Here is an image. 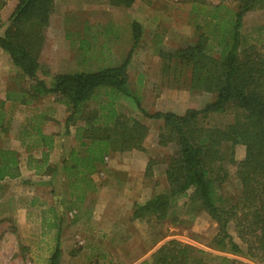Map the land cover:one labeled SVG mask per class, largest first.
<instances>
[{"label": "trees", "instance_id": "1", "mask_svg": "<svg viewBox=\"0 0 264 264\" xmlns=\"http://www.w3.org/2000/svg\"><path fill=\"white\" fill-rule=\"evenodd\" d=\"M6 1L0 0V11ZM16 1L0 33V47L9 55L20 78L27 82L26 86L9 88L6 98L0 99V136H6L11 126V114L4 110L8 101L12 105H30L47 95H55V99L66 105L69 111L65 121L66 134L79 117L86 123L77 127L81 134L80 146H84L85 152L67 146L66 154L70 160L68 163V158L62 160L64 173L66 176L69 173L76 175L71 183L78 188L88 184V175L95 171L92 158L90 162L81 161V158L93 157L96 147L101 149L98 148L99 153L94 156L99 163L109 151L144 150L143 143L149 127L140 119L119 112L115 105L121 95L131 96L143 116L163 121L158 144L174 147L172 154L162 160L151 158L147 164V173H150L153 164H165L167 189L144 203L136 202L132 218L163 220L176 200L190 193L197 207L205 210L218 224L211 241L212 248L243 255L255 264H264V48H259L257 44L244 46L242 35L246 19L255 12L264 11V0H218L216 4L209 3L216 20V12L224 9L226 4L228 7L232 5L230 17L221 18V22L215 25L220 32L216 43L203 32L195 44L159 51L167 65L176 62L188 67L191 89L214 94L212 101L199 108H188L182 114L160 110L148 112L142 107L139 97L129 89L127 70L134 46L142 36L140 22L132 23L134 46L118 65L94 71L56 73L49 81L39 77L42 72L40 55L56 0ZM92 1H107L116 7H130L135 2ZM45 74L50 75L47 71ZM101 91L107 100L90 113H84L88 101L96 98ZM34 109L19 130L21 145L28 150L26 167L36 174L45 171L55 175V168L48 163L54 134L45 132L43 128L48 114L36 111L37 106ZM228 111L233 116L226 125H212L206 121L211 114ZM237 145L245 147L241 160L235 158ZM30 149L41 151V157ZM82 153L85 155L81 156ZM20 156L17 150L0 147V181L20 176ZM229 164L235 168V177L242 187L233 202L220 193L221 184L228 177ZM231 227H234L240 241L246 244V251L231 233ZM60 255L57 245L48 264H59ZM218 259L235 264V260L225 256L213 255L191 244L170 239L140 264H215Z\"/></svg>", "mask_w": 264, "mask_h": 264}, {"label": "rangeland", "instance_id": "2", "mask_svg": "<svg viewBox=\"0 0 264 264\" xmlns=\"http://www.w3.org/2000/svg\"><path fill=\"white\" fill-rule=\"evenodd\" d=\"M200 1L135 0L130 7H116L107 1L56 0L52 20L46 31V48L40 55L42 72L39 73V77L50 81L51 76L56 73L94 71L118 65L134 46L132 23L138 21L142 25V36L139 43L134 46V53L127 70L130 91L139 97L142 107L148 112L160 110L182 114L188 108L202 107L214 99V94L191 89L188 67L176 62L167 65L159 55L161 49L172 50L185 44H195L203 32L210 36L212 42L218 41L220 32L215 25L217 22H221V18L228 19L230 17L232 5L228 7L226 4L224 9L216 12L218 16V20H216L213 18L211 12L214 10L211 9L209 3L216 4L218 0H202L207 5ZM15 2L16 0H8L1 8L0 33L15 7L13 5ZM242 33L244 46L257 44L259 48H264V11H258L249 16L245 21ZM45 71L50 75H46ZM26 82V79L20 78L19 71L13 66L7 52L0 47V99L6 98L9 88L17 89L26 86ZM105 100L107 97L101 91L96 98L88 101L84 113H90ZM55 103L60 102L55 99V95L51 94L30 105H12L8 101L4 110L11 114L12 125L19 124L20 126L37 106L38 110L36 111L39 113L46 111L48 114V121L43 126L53 129V127H59L58 124L64 119L63 115L67 112L66 105L62 103L66 111L64 109L62 111L53 110ZM115 105L117 110L126 116L140 119L149 127V130L144 139V150L128 151L130 155L131 152H137V156H133L134 153L132 156L119 154L118 164L121 172L105 168L106 176L103 179L107 178L109 183L113 179L116 181V187L128 183L126 187L117 188L120 191L119 197L124 200V204L127 201L132 204L134 201L143 202L164 192L168 186L164 172L165 164H153L150 173H147V162L151 158L162 160L164 156L174 152V147L158 144V133L163 121L143 116L133 97L121 95ZM36 111L34 114L37 113ZM232 116L230 111L216 113L211 114L206 121L212 125H226L232 120ZM76 121L81 124L84 120L79 117ZM77 126L76 123L69 127L67 134L65 126L62 127L63 138L65 137L64 139L68 143L74 142L76 151L85 152L84 146H80L77 137L72 135L76 132ZM70 129H73L74 132H70ZM13 136H17V130H13L8 136H0V147L21 149L19 151L25 164L28 150L25 146H20ZM98 148L93 150L95 151L92 152L93 157L81 158V161L84 162L85 160L90 162L92 158V162L95 163L94 170H97L101 164L99 161H95L94 157L99 153L100 148ZM30 150L38 153L36 150ZM234 151L236 160L243 159L244 145L235 146ZM227 168L228 177L221 184L220 193L224 198L233 202L240 195L242 187L240 181L235 177V168L230 164L227 165ZM142 172L145 173L142 174ZM31 182V177L25 175L23 184ZM66 184H68L67 179ZM83 185L78 186L80 192L84 193L83 195L88 190L94 192L90 183ZM18 186L13 184L12 188ZM8 187L11 189V184ZM129 188L130 192H127ZM111 197L105 195L104 199L112 200ZM13 204L15 202L10 204L11 206L7 204V181L0 183V217L2 218L0 264H7V257H5L7 256V216L9 214L13 216L11 208L9 209ZM124 208L121 206L120 212H125ZM44 214L45 216L51 215V212L47 211ZM69 218L68 221L66 217L65 224H62V228L58 231L60 235L69 236L67 241L61 242L59 237L53 240L52 229L47 227V224H45L46 227L44 226L45 230L51 229L46 230L50 233L45 231L43 248L46 256L52 252L55 245L56 247L60 245L59 242L64 250L74 251V256L64 258L63 263L68 261V264H140L166 241L177 239L207 253L235 260V264H255L243 255L220 252L211 247V241L218 230V224L205 210H200L197 207L196 202L192 201L190 193L176 200L170 208L167 218L160 221L153 217L133 220L129 228L124 230L121 227L119 230L121 232L115 233V235H112L109 228L101 227L100 230L93 228L88 217L83 216L76 221H74L75 216H69ZM233 229L234 227L230 228L231 233L246 251V244L240 241ZM129 232L132 234L131 238H127L128 236L125 235ZM49 261V258L44 257V264H48ZM215 264L232 263L218 259Z\"/></svg>", "mask_w": 264, "mask_h": 264}, {"label": "crops", "instance_id": "3", "mask_svg": "<svg viewBox=\"0 0 264 264\" xmlns=\"http://www.w3.org/2000/svg\"><path fill=\"white\" fill-rule=\"evenodd\" d=\"M16 3L17 1L13 5L15 6ZM45 48L46 44L44 45L43 50ZM62 109L65 110V106L61 103L54 104L53 110L62 111ZM68 114L69 111L67 110L65 115H63L64 119L58 124L59 127H53V129H50L49 127V129L43 127L45 132L54 134V143L52 148L49 150L48 163L52 166V168H55V175L54 173H45V171L41 174H36L33 170L27 169L26 163H23L24 158L20 156V176L17 178L7 177L6 179L0 181V183L7 181V204L10 205L15 202L12 207H9V209L11 208V211L13 212V216L10 214L7 216V256H5L7 257V264H44V257L50 259L51 255L56 249L55 245L54 249L49 255L46 256V254H44L43 247L45 242V231L52 229L51 233L54 235L53 240L58 237L60 238L59 240H61V242L69 240L68 235L63 236V234H58L60 228H62V226L65 224L64 220H66V217L68 221L70 220L69 216H75L74 221H76V219H80L83 216L88 217L87 219L91 220L93 228L97 230H100L101 227L109 228V231L111 230L112 235H115V233H120L121 231L119 230L121 227L126 230V228H129L131 221L138 220L132 218L133 207L136 201H134L133 204L128 201L126 202L127 204H124V200L119 197L120 191L117 188H123L124 186L126 187V184L128 183H123V185L116 187V181H113V179L110 181V183L107 178L106 180L103 179V177L106 176L105 168H111L117 172H121V168L118 164L119 154L132 156V153H134L133 156H137V152H131V155L128 153V151H124V153L120 151L107 152L104 155L103 162H101L97 170L90 173L87 177L89 183L94 189V192L88 190L85 192V195H83L84 193L82 194L80 189L76 188V186L72 185L71 183L73 180L72 178H76V175L72 174L71 176L69 173L66 176L62 166L63 158H68L67 163L70 160L68 154H66V147H74L75 145L74 142L68 143L67 140L64 139L65 137L63 138L64 131L62 130V127L65 126L64 123ZM76 123L78 125L77 127L84 126L86 124L84 121L81 124H79V122ZM76 123L71 124L70 127ZM15 125L16 124L12 125L11 121L10 130L7 136L10 134V132H13V130H17V136L13 137L16 138L15 140L21 146L19 130L22 123L20 126L19 124L17 126ZM77 127L76 132L72 135H74L75 138L77 137L78 141L81 138V134L79 133ZM70 132H74V130L70 129ZM87 142L89 143L90 140H87ZM11 149L17 150L19 153V150H21L19 148ZM136 150L137 149H133L131 151ZM41 154V151L35 153L37 157H41ZM143 173L145 172H142V174ZM25 175H29L31 177V183L23 184V178ZM84 176H87V174ZM130 176L131 173L129 174V177ZM66 179L68 180V184H66ZM10 184L11 189L8 187ZM13 184H17L19 186L13 189ZM81 186L84 185L82 184ZM127 192H130V188L127 190ZM105 195H109V198L112 196V200H105ZM17 201L18 204H16ZM144 202L145 201H137V203ZM121 206L123 208L125 207V212H120ZM117 210L118 212H116ZM47 211L51 212V215L45 216L44 213ZM1 220L2 218L0 217V225L2 224ZM45 224H47V227L51 229L48 228L45 230ZM46 233L50 232L46 231ZM124 233L126 232L124 231ZM125 235L128 236L127 238H131L132 236L130 232ZM61 242H59V247L61 250L59 264H68V261L67 263H63L64 258L73 257L74 251L64 250V248H62L63 246L61 245Z\"/></svg>", "mask_w": 264, "mask_h": 264}]
</instances>
